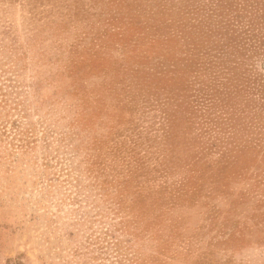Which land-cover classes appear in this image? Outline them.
Instances as JSON below:
<instances>
[{"label": "rangeland", "instance_id": "1", "mask_svg": "<svg viewBox=\"0 0 264 264\" xmlns=\"http://www.w3.org/2000/svg\"><path fill=\"white\" fill-rule=\"evenodd\" d=\"M149 2L0 0V264H264V135L200 121Z\"/></svg>", "mask_w": 264, "mask_h": 264}, {"label": "trees", "instance_id": "2", "mask_svg": "<svg viewBox=\"0 0 264 264\" xmlns=\"http://www.w3.org/2000/svg\"><path fill=\"white\" fill-rule=\"evenodd\" d=\"M149 3L154 15L168 16L154 35L161 36L162 28L167 39L183 40L186 53L173 56V68L194 75L192 102L200 121L227 143L240 132L258 142L264 135V0Z\"/></svg>", "mask_w": 264, "mask_h": 264}]
</instances>
